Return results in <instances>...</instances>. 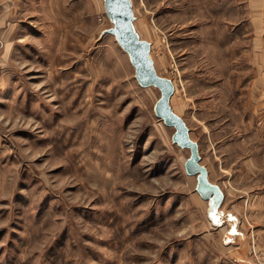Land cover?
Instances as JSON below:
<instances>
[{
  "label": "rangeland",
  "instance_id": "374dc122",
  "mask_svg": "<svg viewBox=\"0 0 264 264\" xmlns=\"http://www.w3.org/2000/svg\"><path fill=\"white\" fill-rule=\"evenodd\" d=\"M132 4L223 191L220 214L156 115L160 89L105 32L104 0H0V264H264V31L251 0Z\"/></svg>",
  "mask_w": 264,
  "mask_h": 264
},
{
  "label": "water",
  "instance_id": "95a60500",
  "mask_svg": "<svg viewBox=\"0 0 264 264\" xmlns=\"http://www.w3.org/2000/svg\"><path fill=\"white\" fill-rule=\"evenodd\" d=\"M104 5L107 15L113 22V26L105 32L112 33L120 46L129 54L138 82L142 86H155L160 89L161 96L155 105L156 115L166 125L175 127L173 133L175 143L190 148L191 155L186 161V170L189 174L197 175V191L202 198L209 200L210 214L216 213L218 216L220 212L217 208L222 203L223 191L218 184L210 180L207 167L201 164L198 143L191 138L189 127L183 117L172 108L170 101L175 90L174 82L157 72L150 55L151 42L141 38L135 31L132 0H104Z\"/></svg>",
  "mask_w": 264,
  "mask_h": 264
},
{
  "label": "crops",
  "instance_id": "0c3cea01",
  "mask_svg": "<svg viewBox=\"0 0 264 264\" xmlns=\"http://www.w3.org/2000/svg\"><path fill=\"white\" fill-rule=\"evenodd\" d=\"M251 4H252V9H254L252 22L254 23L255 35H257L256 39H261L262 37L261 33L262 31H264V25H262V20H261V0H251ZM260 44H261V40H258V46H260ZM258 49L260 50V48ZM205 200H207L209 203L208 199Z\"/></svg>",
  "mask_w": 264,
  "mask_h": 264
},
{
  "label": "bare ground",
  "instance_id": "6f19581e",
  "mask_svg": "<svg viewBox=\"0 0 264 264\" xmlns=\"http://www.w3.org/2000/svg\"><path fill=\"white\" fill-rule=\"evenodd\" d=\"M208 212V211H207ZM213 217H216L215 215H213Z\"/></svg>",
  "mask_w": 264,
  "mask_h": 264
},
{
  "label": "snow or ice",
  "instance_id": "6c2138e0",
  "mask_svg": "<svg viewBox=\"0 0 264 264\" xmlns=\"http://www.w3.org/2000/svg\"><path fill=\"white\" fill-rule=\"evenodd\" d=\"M214 215V214H213Z\"/></svg>",
  "mask_w": 264,
  "mask_h": 264
}]
</instances>
